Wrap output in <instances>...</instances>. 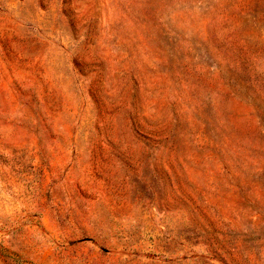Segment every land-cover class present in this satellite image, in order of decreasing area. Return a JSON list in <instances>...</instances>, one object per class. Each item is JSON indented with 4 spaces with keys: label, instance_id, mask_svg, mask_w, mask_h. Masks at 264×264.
<instances>
[{
    "label": "rangeland",
    "instance_id": "rangeland-1",
    "mask_svg": "<svg viewBox=\"0 0 264 264\" xmlns=\"http://www.w3.org/2000/svg\"><path fill=\"white\" fill-rule=\"evenodd\" d=\"M0 264H264V0H0Z\"/></svg>",
    "mask_w": 264,
    "mask_h": 264
}]
</instances>
